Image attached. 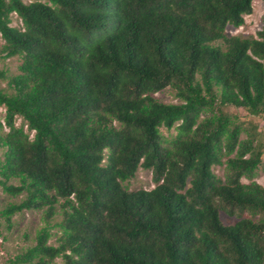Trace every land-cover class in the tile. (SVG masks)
I'll return each instance as SVG.
<instances>
[{
	"label": "trees",
	"instance_id": "obj_1",
	"mask_svg": "<svg viewBox=\"0 0 264 264\" xmlns=\"http://www.w3.org/2000/svg\"><path fill=\"white\" fill-rule=\"evenodd\" d=\"M252 4L0 0L4 58L20 60L0 69V187L22 197L1 215L45 223L10 264H264V28L226 32ZM139 169L154 188L125 186Z\"/></svg>",
	"mask_w": 264,
	"mask_h": 264
},
{
	"label": "rangeland",
	"instance_id": "obj_2",
	"mask_svg": "<svg viewBox=\"0 0 264 264\" xmlns=\"http://www.w3.org/2000/svg\"><path fill=\"white\" fill-rule=\"evenodd\" d=\"M253 12L249 16H245V23L242 27L236 29L234 27H228L226 32L228 35H253L255 36L258 31L264 28V23L261 17L264 13V0H253ZM13 22L11 26L21 27V22L16 17L12 16ZM4 41L0 37V69L4 70L7 76H12L18 74V66L20 60L18 58H4ZM1 87H6V80L1 82ZM156 98L164 103H177L178 101L174 97V92L171 89H165L164 91L157 93ZM231 114H236L240 121H251V118L247 116L244 110H234L229 109ZM5 115V109L0 107V121L3 122ZM254 121V120H253ZM258 122V130L264 135V123L261 120L256 119ZM16 126L21 124V119H16ZM3 131L6 132L4 128ZM162 134L164 136L175 135V131H166L162 129ZM32 137V134H31ZM245 136L243 135L242 138ZM0 160H2V150L0 149ZM213 172L220 179H224L225 169L224 166L213 167ZM243 183H248L247 180L242 179ZM256 182L264 186V171L259 170L257 172ZM10 184L17 185L16 180H11ZM125 186L129 190L146 189L150 190L154 188L152 183V176L150 171L139 169L136 173L134 179L125 183ZM22 197L12 198L5 192H3L0 187V264H10V260L18 254L21 250L32 246L34 244V238L37 232L45 226L42 219V213L35 211H24L21 213L14 214L10 218V224L7 223L5 217L1 215V212L7 203L17 202ZM221 220L226 225L234 224L237 219L235 217H229L224 212H221ZM60 221V217L55 216L50 223H56ZM57 231L56 228L50 229V233L53 234ZM49 244H55V236H51L49 239ZM57 264H62L61 259L56 260Z\"/></svg>",
	"mask_w": 264,
	"mask_h": 264
}]
</instances>
